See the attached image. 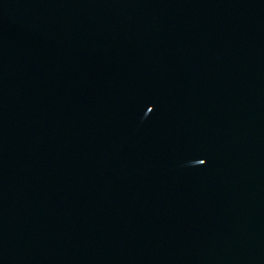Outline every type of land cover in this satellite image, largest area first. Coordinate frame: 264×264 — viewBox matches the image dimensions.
I'll return each instance as SVG.
<instances>
[{
  "label": "water",
  "instance_id": "95a60500",
  "mask_svg": "<svg viewBox=\"0 0 264 264\" xmlns=\"http://www.w3.org/2000/svg\"><path fill=\"white\" fill-rule=\"evenodd\" d=\"M0 264H264V0H0Z\"/></svg>",
  "mask_w": 264,
  "mask_h": 264
}]
</instances>
